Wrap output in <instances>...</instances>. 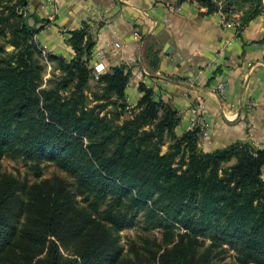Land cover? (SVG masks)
I'll use <instances>...</instances> for the list:
<instances>
[{
  "label": "trees",
  "instance_id": "1",
  "mask_svg": "<svg viewBox=\"0 0 264 264\" xmlns=\"http://www.w3.org/2000/svg\"><path fill=\"white\" fill-rule=\"evenodd\" d=\"M190 1L239 24L238 35L264 14V0L176 5ZM27 8L0 0V160L22 159L39 179L53 164L71 183L29 185L0 166V264H214L226 245L240 263L264 264V149L205 152L201 129L178 135L180 113L145 85L129 105V65L95 77L88 23L69 33L72 60L44 55L46 23ZM139 219L163 239L126 252L120 233Z\"/></svg>",
  "mask_w": 264,
  "mask_h": 264
},
{
  "label": "crops",
  "instance_id": "2",
  "mask_svg": "<svg viewBox=\"0 0 264 264\" xmlns=\"http://www.w3.org/2000/svg\"><path fill=\"white\" fill-rule=\"evenodd\" d=\"M27 11L46 23L38 26L41 49L69 61L75 57L69 33L88 23L96 43L91 66L101 50L109 71L129 65V105H137L145 85L180 113L178 135L201 129L205 152L238 141L264 149V14L238 35L221 14L207 15L191 1L28 0ZM221 82L224 95L217 91Z\"/></svg>",
  "mask_w": 264,
  "mask_h": 264
},
{
  "label": "rangeland",
  "instance_id": "3",
  "mask_svg": "<svg viewBox=\"0 0 264 264\" xmlns=\"http://www.w3.org/2000/svg\"><path fill=\"white\" fill-rule=\"evenodd\" d=\"M160 2H174L177 3L178 0H158ZM233 23V22H230ZM1 171L6 174H12L19 178L21 181H27L28 184L39 182L41 180H52L55 177L62 178L68 183H71V179L66 175L65 172L59 170L53 164L42 165L43 173L41 178H37L30 171V163L24 162L22 159L12 160L8 158H3L0 160ZM81 199V198H80ZM148 224L143 220L139 219L138 223L131 229H125L120 233V240L123 248L126 252L133 244L138 246L143 244V238L151 239H163V230L157 228H151L147 230ZM182 233V230L178 229ZM205 242L208 244L207 240ZM220 253L216 256L214 264H242L238 260V253L236 250L228 245L218 250Z\"/></svg>",
  "mask_w": 264,
  "mask_h": 264
},
{
  "label": "built area",
  "instance_id": "4",
  "mask_svg": "<svg viewBox=\"0 0 264 264\" xmlns=\"http://www.w3.org/2000/svg\"><path fill=\"white\" fill-rule=\"evenodd\" d=\"M224 23H225V19H224ZM226 24L233 26L235 29L239 25L237 23H226ZM134 38H135V40L142 41V36L139 33H135ZM113 48L120 49L121 46L119 43H116V44H114ZM43 54L45 55V51H43ZM106 57H107V51H105V50L98 51L94 55L95 61H94V64L92 65V68L94 70V74H95L96 78H99V76L106 74L107 72H110L108 70V68L106 67V64H105ZM224 90H225V83H223V82L219 83L217 85L218 93L220 95H224Z\"/></svg>",
  "mask_w": 264,
  "mask_h": 264
}]
</instances>
